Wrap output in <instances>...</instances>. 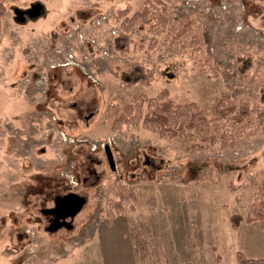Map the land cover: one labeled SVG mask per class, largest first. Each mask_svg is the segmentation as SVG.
<instances>
[{
  "label": "rangeland",
  "instance_id": "374dc122",
  "mask_svg": "<svg viewBox=\"0 0 264 264\" xmlns=\"http://www.w3.org/2000/svg\"><path fill=\"white\" fill-rule=\"evenodd\" d=\"M144 2L6 5L0 16V264H146L139 252L145 249L165 262L172 253L182 264H237V252L264 257L259 222L233 229L229 220L245 216L264 191V0H162L161 12L201 29L200 49L190 42L175 50L148 25L123 29L119 12L131 16ZM37 3L38 17L14 20V8ZM119 35L131 41L125 52L115 49ZM134 65L152 71L149 85H123ZM162 90L175 102L198 103L208 117L225 97L247 103L242 121L230 116L226 122L245 136L232 148L187 152L201 134L167 140L142 127L111 130L109 107ZM115 181L134 190L120 213L111 204L118 200ZM69 193L85 199L65 220L70 227L45 230L41 209Z\"/></svg>",
  "mask_w": 264,
  "mask_h": 264
},
{
  "label": "trees",
  "instance_id": "16d2710c",
  "mask_svg": "<svg viewBox=\"0 0 264 264\" xmlns=\"http://www.w3.org/2000/svg\"><path fill=\"white\" fill-rule=\"evenodd\" d=\"M158 5H162V0H145L142 7L131 16L127 15L128 9L120 11L119 16L123 18V29L126 32H133L135 25H138L139 28L148 25L154 35L165 34L169 47H173L172 50L177 47H185L190 42L193 45L196 44V48L200 49L202 45L198 35L201 31L200 27L187 19L172 20L169 15L158 9ZM5 7L6 5L0 1V16L5 14ZM190 37L192 38L188 41L187 39ZM130 42L128 36L119 35L114 42L115 49L125 52L128 50ZM245 61L246 68H250L251 61L247 59ZM151 80V70L145 69L142 65H134L126 71L122 83L125 86L138 83L149 85ZM109 112L112 119L110 125L112 131L119 130L124 125L142 127L167 140L184 138L187 132L199 133L201 138L185 148L187 152H193L205 150L213 144H219L222 149L234 147L237 139L245 135L228 127L226 122L230 116L233 120L236 119L235 121H242L248 115V104L240 103L238 105L236 101L225 97L215 104L214 117H208L198 103L175 102L168 97L167 91L162 90L153 97L139 95L134 101L121 108L113 105L109 107ZM111 191L118 198L117 201H111V204L116 208L115 212L122 211V202L134 199L133 188L120 183V181H115L111 185ZM109 215L112 217L113 210L109 212ZM229 220L233 229H237L241 222H259L260 228L264 229V191H261L260 200L249 206L245 216L232 214ZM236 260L237 264H264V257L247 258L241 252L236 253Z\"/></svg>",
  "mask_w": 264,
  "mask_h": 264
},
{
  "label": "water",
  "instance_id": "95a60500",
  "mask_svg": "<svg viewBox=\"0 0 264 264\" xmlns=\"http://www.w3.org/2000/svg\"><path fill=\"white\" fill-rule=\"evenodd\" d=\"M42 5L34 4L32 8L28 10H21L19 8L13 9L14 20L20 23L25 21L26 16L30 18L38 17L41 14ZM104 154L106 161L111 170L115 168L114 160L110 148L108 145L104 146ZM54 208L51 211L54 213V224L50 226V230H57L58 228H69V223L64 221L67 217L72 218L84 205L85 199L79 197L77 194L69 193L64 196H58L54 198Z\"/></svg>",
  "mask_w": 264,
  "mask_h": 264
},
{
  "label": "crops",
  "instance_id": "0c3cea01",
  "mask_svg": "<svg viewBox=\"0 0 264 264\" xmlns=\"http://www.w3.org/2000/svg\"><path fill=\"white\" fill-rule=\"evenodd\" d=\"M0 1L3 2L5 5H8V4L14 2L13 0H0ZM60 15L61 14H59V16ZM59 18H60V20L63 19L61 17H59ZM54 20H55V17H54ZM2 31H3L2 21H1V17H0V47H1ZM139 252L142 253V256L144 257V261H145L146 264H149L150 261L152 262V260H153V264H175L176 262H177V264H182L184 262V261L180 262L181 258H180L179 261H177V259H175V258H169V257H171V255L173 256L172 253L171 254L170 253L169 254H166L167 262H165V260L163 259V256H160L159 252L155 253L153 251L152 254H151L149 249L147 251H146V249L144 251H141L140 250ZM148 252H149V254H147Z\"/></svg>",
  "mask_w": 264,
  "mask_h": 264
},
{
  "label": "flooded vegetation",
  "instance_id": "af4514ba",
  "mask_svg": "<svg viewBox=\"0 0 264 264\" xmlns=\"http://www.w3.org/2000/svg\"><path fill=\"white\" fill-rule=\"evenodd\" d=\"M33 6V5H32ZM32 6L30 7V8H32ZM29 8V9H30ZM25 10H28V9H25ZM53 208L54 207H51L50 209H41V213L47 218V224H46V226L44 227L45 228V230H47V231H51L50 230V226L51 225H53L55 222H54V219H55V214L54 213H52L51 211L53 210ZM66 219H68V218H66ZM65 219V220H66ZM64 220V221H65ZM69 220V219H68ZM67 220V221H68Z\"/></svg>",
  "mask_w": 264,
  "mask_h": 264
}]
</instances>
